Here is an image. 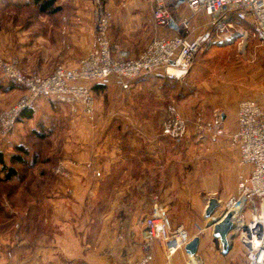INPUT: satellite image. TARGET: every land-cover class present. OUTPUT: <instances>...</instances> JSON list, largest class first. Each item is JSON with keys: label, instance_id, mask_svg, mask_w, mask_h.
<instances>
[{"label": "rangeland", "instance_id": "obj_1", "mask_svg": "<svg viewBox=\"0 0 264 264\" xmlns=\"http://www.w3.org/2000/svg\"><path fill=\"white\" fill-rule=\"evenodd\" d=\"M104 1L113 16L109 27L111 41L128 50L130 56H138L155 35L147 0ZM53 7L57 9L42 12L33 0H0V58L5 61L14 59L24 73L46 75L56 65L67 64V60L81 57L86 50L82 49L85 42L88 44L93 39L94 18L90 4L84 0H56ZM195 58L185 79L181 81L158 71L134 80H147L148 83L143 82L146 85L144 89H141V85L127 88L128 94L124 100L126 116L143 118L146 115L151 120L148 123L156 127L158 136L166 138L160 133L161 122L167 106L174 103L190 129L188 143L172 150L173 156L183 154L181 161L174 160L175 167L183 164L186 170L191 169L194 180L198 177L194 175L196 170L207 172L210 182L213 177L224 180L231 175L235 185L240 173H248L249 166L240 163L235 149L225 143V138L234 128L238 100L246 97L260 100L264 93V44L249 34L245 40L234 39L226 44L203 48ZM23 93L19 85L0 73V112L19 101ZM45 100L41 105L39 102L34 104L41 107L32 115L31 121L28 118L25 121L17 120L8 135L0 136V152L5 163L13 166L17 172L10 180L0 179V237L12 233L16 241L27 237L37 243L43 236L55 235L43 233L42 226L72 224L106 215L102 212L80 215L71 212L66 215L65 210H49L34 201V190L39 191L40 165L51 160L49 154L53 151L57 150L60 154L61 146L70 137L68 132H61L70 126L69 121L65 120L68 117L64 114L67 113L65 106ZM138 101L149 106L136 110ZM47 103L52 107H46ZM217 112L225 116L223 126L226 134L215 140L197 136L193 122L198 117L209 120ZM79 114L86 118L82 113ZM87 123L91 128L89 121ZM77 127L79 129L80 125ZM81 128H84V124ZM124 134L127 140L139 138L132 125L126 127ZM182 141L170 140L172 144ZM17 146H22L27 152L19 151ZM13 154L21 156L25 163L11 162ZM220 194V191H209L207 196L217 199ZM220 206L214 215L219 214ZM149 214H144L143 219ZM120 216L118 212L117 217ZM203 216V212L194 215L190 220L191 230L184 226L189 234L203 225ZM27 228L25 235L24 230ZM141 230L140 226L132 228L131 236L133 241L137 240L140 250L144 243L140 237ZM161 256V262L165 263Z\"/></svg>", "mask_w": 264, "mask_h": 264}, {"label": "crops", "instance_id": "obj_2", "mask_svg": "<svg viewBox=\"0 0 264 264\" xmlns=\"http://www.w3.org/2000/svg\"><path fill=\"white\" fill-rule=\"evenodd\" d=\"M149 19L154 29L151 12ZM92 45L91 38L82 47L86 49L84 53ZM79 58L67 60V64L63 65L73 68ZM143 82L148 83L147 80H133L130 89L139 85L144 89L146 85ZM92 90L98 128L92 130L86 118L69 112L65 107L67 113L64 114L68 116L65 120L70 126L61 132H68L70 137L61 146L60 154L57 150L53 151L49 154L51 160L40 165L39 191L35 189L33 196L42 207L65 210L66 215L71 212L78 215L102 212L106 215L72 224L42 226L43 233L55 235L43 236L37 243L27 237L16 241L12 233L3 234L0 237V264H127L128 260L143 254L142 249L137 247V240H132V228L142 227L140 237L144 241L142 219L144 214L151 213L154 202L162 208L173 226L182 224L191 230L190 220L195 214L204 213L209 191H220L217 200L221 202L234 194L237 180L234 185L231 175L224 180L216 176L210 182L207 172L196 170L194 175L198 177L194 180L191 169L186 170L183 164L175 167L174 160L181 161L183 154L173 156L172 150L188 143L190 129L181 143L172 144L170 140L158 136L156 127L148 123L151 120L146 115L143 118L126 116L124 100L128 89H122L113 77L108 84H98ZM44 100L40 99L39 104ZM140 102H137L136 110L149 106ZM40 105L33 107V114L39 111ZM47 106L50 104L47 103ZM221 115L225 121L224 114ZM26 118L24 114L21 121ZM130 125L139 138L126 139L124 130ZM225 140L229 146L227 136ZM232 149H235L239 159L238 150ZM57 160L66 166L68 178L53 173ZM96 172L99 175H95ZM118 212L121 215L119 218ZM212 218H204L203 225L189 234L191 237L199 236L196 251L203 264H245V250L236 237L230 240V251L221 253L218 240L211 235L212 227L207 226ZM24 231L26 235L28 228ZM160 249L158 242L151 248L155 264H184L186 253L183 249L177 250L168 261ZM161 254L165 263L161 262Z\"/></svg>", "mask_w": 264, "mask_h": 264}, {"label": "built area", "instance_id": "obj_3", "mask_svg": "<svg viewBox=\"0 0 264 264\" xmlns=\"http://www.w3.org/2000/svg\"><path fill=\"white\" fill-rule=\"evenodd\" d=\"M90 4L94 18L93 47L84 53L75 67L56 65L46 74L24 73L14 59L0 58V73L23 89V95L8 109L0 112V136H6L16 125L24 109L46 99L82 113L96 129V109L92 87L108 84L112 77L122 89L142 76L162 72L170 78L185 79L196 55L208 46L231 40H245L249 34L264 44V0H147L155 35L136 56L114 44L110 38L111 10L104 0H84ZM236 124L228 132L229 146L236 148L240 163L249 166L240 173L235 192L220 203L222 211L231 212L235 235L245 250V264H264V93L260 100L246 97L236 105ZM160 133L172 142L188 135V122L174 103L166 108ZM220 112L206 120L194 122L197 136L212 140L225 135ZM54 174L68 178L66 166L59 161ZM95 175H99L96 172ZM157 199V197H155ZM153 210L143 220V254L127 264H155L151 248L160 243L165 260L191 240L184 225L173 226L162 208ZM186 264H202L198 254L186 255Z\"/></svg>", "mask_w": 264, "mask_h": 264}, {"label": "water", "instance_id": "obj_4", "mask_svg": "<svg viewBox=\"0 0 264 264\" xmlns=\"http://www.w3.org/2000/svg\"><path fill=\"white\" fill-rule=\"evenodd\" d=\"M204 210V218L213 217L207 226L212 227L211 235L218 240L220 245V250L222 254H227L230 251L231 243L230 240L235 238V235L230 234L234 225L231 218V212L222 211L217 216L214 215L216 209L220 206L216 198H208ZM199 243V236L194 235L191 240L186 243L183 247L186 255L191 257L193 254L197 253V246Z\"/></svg>", "mask_w": 264, "mask_h": 264}, {"label": "trees", "instance_id": "obj_5", "mask_svg": "<svg viewBox=\"0 0 264 264\" xmlns=\"http://www.w3.org/2000/svg\"><path fill=\"white\" fill-rule=\"evenodd\" d=\"M55 1L56 0H33V3L38 4L40 11L45 12V11L50 10L51 8H52V10L57 9V8L53 7V5L55 4ZM96 87H97V85L93 86L92 88H96ZM52 103H54V102H52ZM24 114L26 115V117L31 118L32 114H33V107H29V108L24 109V111L21 113V115L19 116V118L17 120L18 121L21 120V118L24 116ZM17 149L19 151H22L23 153L27 152L26 149H24L22 146H17ZM10 161L20 163V164L25 163V160L21 156H19L18 154L11 155ZM0 167H1L0 179H2V180H10L11 177H14L17 175L15 168L13 166H8L5 163V159H4L1 152H0ZM1 173L3 174L2 177H1Z\"/></svg>", "mask_w": 264, "mask_h": 264}]
</instances>
